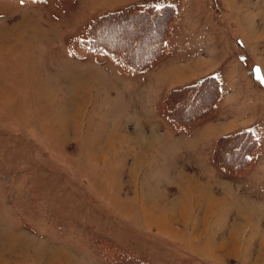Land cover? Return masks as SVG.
Returning <instances> with one entry per match:
<instances>
[{"label": "rangeland", "instance_id": "obj_1", "mask_svg": "<svg viewBox=\"0 0 264 264\" xmlns=\"http://www.w3.org/2000/svg\"><path fill=\"white\" fill-rule=\"evenodd\" d=\"M126 1L0 0V264H264V0L134 3L172 6L167 13L176 15L165 54L140 71L86 43L94 22ZM150 16H111L95 32L143 60L165 30ZM172 31L170 43L182 47L190 34L194 50L199 43L217 60L225 87L240 85L228 95L241 101L233 114L255 126L230 134L251 131L259 142L242 173L214 158L225 135L201 152L182 130L213 114L183 128L165 113L172 90L214 75L174 87L161 101L137 96L136 72L166 56ZM190 105L186 113L198 110ZM187 185L195 202L184 217L178 206ZM154 189L174 220L162 223L143 207Z\"/></svg>", "mask_w": 264, "mask_h": 264}, {"label": "trees", "instance_id": "obj_2", "mask_svg": "<svg viewBox=\"0 0 264 264\" xmlns=\"http://www.w3.org/2000/svg\"><path fill=\"white\" fill-rule=\"evenodd\" d=\"M132 10L137 15L141 16H150L153 14V18L155 17L157 20L160 18V22H163L164 26L162 28H165L164 32H162V29L158 32V42L154 45L155 47H152L154 50L149 53V56L146 59L143 60H138L136 57L129 54L131 46L122 45L123 50L116 49L108 45V42H99L101 37L96 35V30H99V28H101L100 31H103V25L107 23L106 20L108 18L111 16L120 17L125 12H131ZM170 10L174 11V8H172V6H149L141 8V6L133 4L127 6V8L121 11L103 15L90 27V41L88 40L86 43L91 48L96 49V51H104L113 55L134 71L144 70L165 54L164 42L168 37L166 26L169 25L168 22L170 23V21L176 16L174 13L168 14L167 12ZM133 16L135 17L136 15L133 14ZM135 18L138 17L136 16ZM205 92L209 93V97L207 99H205ZM220 97L221 88L218 79L214 76H209L196 84L172 90L164 102L165 113L177 125L183 128H192L200 120L214 114ZM192 101L194 102L190 105ZM186 105L196 106L198 107V110L186 113L184 109ZM228 141H230V147L233 146V148H227V146H225ZM226 148L227 151L225 152ZM258 148L259 142L255 135L251 131H242L220 137L217 142L214 158L217 163L229 173H242L247 170L255 160L254 158ZM249 157H251V159H249ZM128 260L131 261V259Z\"/></svg>", "mask_w": 264, "mask_h": 264}, {"label": "crops", "instance_id": "obj_3", "mask_svg": "<svg viewBox=\"0 0 264 264\" xmlns=\"http://www.w3.org/2000/svg\"><path fill=\"white\" fill-rule=\"evenodd\" d=\"M134 3L142 4L143 2L142 0H129L122 4L114 6V8L110 10L120 9L125 6H130V4ZM151 4L154 5L156 3L153 2ZM107 11L109 10H106L105 12ZM174 33L175 32L172 31V35L167 41L169 49L166 56L147 71L136 72L138 75H136L137 77H135L136 82L134 81L133 87L135 91L137 90V96H139L140 99H145L141 95V92L143 91L144 94L150 95L149 98H152L155 101H161L166 96L168 91L174 87L195 83L209 75L216 76L220 81L221 97L219 99V102L217 103V108L213 116L200 122L191 130L182 129L187 132L186 135L189 138L193 137L192 140L196 138L194 140V143H198L197 145L198 147H200L201 152H209L210 145L212 143H216V140L219 136L245 129L250 130L255 126H253L254 121L250 117H239L236 114H233L235 105H237V103L241 101H239L238 97H229L228 95L235 91L234 87L238 88L240 85L233 82L232 84L225 87L223 77L219 72L217 60L215 58L211 59L209 55L203 52L201 44L199 43H197V46H200V48L194 50V45H192L191 43L192 39H190V34L182 36V38L188 40L182 44V47L170 43V41L174 39ZM185 64L187 65L186 68L188 70L177 75L174 72L175 68L177 66H182ZM161 73L166 74V76H163L161 78ZM154 78L156 79V81L154 80ZM152 80L155 81L154 85L150 87L149 91L144 90L145 87H148L147 84H150L149 82ZM219 129H221V132L217 133ZM159 131L160 133L164 132V134L162 135H166L168 137L169 134L167 131L169 130L163 131L159 129ZM170 132L173 134L178 132V130H176L175 128ZM169 137H171V135H169ZM209 162L210 161H206L204 165L201 162L200 165L203 168H206L209 167Z\"/></svg>", "mask_w": 264, "mask_h": 264}, {"label": "bare ground", "instance_id": "obj_4", "mask_svg": "<svg viewBox=\"0 0 264 264\" xmlns=\"http://www.w3.org/2000/svg\"><path fill=\"white\" fill-rule=\"evenodd\" d=\"M154 135V134H153ZM155 137V136H154ZM153 140V139H152ZM151 140V141H152ZM150 143V142H149ZM192 178V177H191ZM195 180V179H194ZM193 180V181H194ZM193 181H191V180H189L187 183H190V184H194L193 183ZM197 181V180H196ZM186 182L184 183V184H187ZM196 183V182H195ZM196 185V184H195ZM194 186V185H193ZM186 188H188L186 191H183V192H185V194L183 193V195L184 196H186V198H185V202L182 204H178L179 206L178 207H180L181 209H182V211H183V213H181V215L182 216H184V217H186L187 215V212H186V209L188 208V207H190L192 204H191V201L195 198L194 197V195H192V193H193V190H191V187L190 186H185ZM198 188V187H197ZM204 188H206V187H204ZM193 189H194V187H193ZM196 189V188H195ZM199 190V189H198ZM201 193H202V191H201ZM146 197H145V200L143 201V207H145L146 209H147V211L151 214L150 216H154V217H156V218H158L159 219V221L160 222H162V223H164L165 221H169V220H174V218H175V216H174V214H170V211L169 210H171V209H169L168 210V206H163L162 204H161V202H162V199H164L165 200V198L164 197H160L159 196V194H158V192H157V190H152L151 192H148L146 195H145ZM161 196H163V195H161ZM183 196V197H184ZM194 201V200H193ZM165 202L167 203V200H165ZM195 202V201H194ZM163 203V202H162ZM166 203H165V205H166ZM175 205V204H174ZM246 204H244L243 203V205H241V208L243 209L241 212H243V211H245L244 213H247V211H246V206H245ZM177 207V206H176ZM172 208V207H171ZM192 208V207H191ZM191 208H189V209H191ZM174 209V208H173ZM188 209V210H189ZM169 211V212H168ZM190 211V210H189ZM250 211V210H249ZM176 213V212H175ZM176 215V214H175ZM180 216V215H179ZM249 218H250V216H249ZM250 220H251V218H250ZM241 231V230H240ZM235 232V231H234ZM239 232V231H238ZM235 233H233V235L231 236V238L233 239V243H237V244H239V240H237V238H239V236H237L236 234L234 235ZM231 235V234H230ZM229 235V236H230ZM230 238V237H229ZM230 238V239H231ZM228 240V239H227ZM225 242V241H224ZM22 243H23V241H22ZM27 243V242H26ZM24 244V243H23ZM223 248H227V244H224L223 243ZM222 247V246H221ZM263 247H264V244H263ZM27 248V247H26ZM222 248V249H223ZM3 249V248H2ZM235 249H237L236 247H235ZM233 251H234V249H233ZM261 251H263V250H261ZM230 253V252H229ZM233 253V252H232ZM249 253L248 252H246L245 253V255H248ZM260 255H262V252H260ZM55 260V259H54ZM56 261V260H55ZM72 262H73V260H72Z\"/></svg>", "mask_w": 264, "mask_h": 264}, {"label": "snow or ice", "instance_id": "obj_5", "mask_svg": "<svg viewBox=\"0 0 264 264\" xmlns=\"http://www.w3.org/2000/svg\"><path fill=\"white\" fill-rule=\"evenodd\" d=\"M21 2H23V0H21ZM243 59V58H242ZM259 70H257L258 72ZM257 79H261L259 76H257ZM261 82L264 83V79H261ZM249 159H251V157H249Z\"/></svg>", "mask_w": 264, "mask_h": 264}]
</instances>
